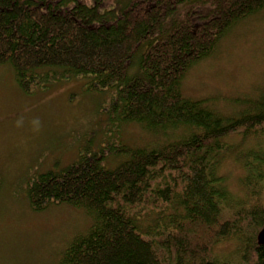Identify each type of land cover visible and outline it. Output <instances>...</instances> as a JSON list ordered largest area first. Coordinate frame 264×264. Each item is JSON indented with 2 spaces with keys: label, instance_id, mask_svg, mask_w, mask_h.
<instances>
[{
  "label": "trees",
  "instance_id": "16d2710c",
  "mask_svg": "<svg viewBox=\"0 0 264 264\" xmlns=\"http://www.w3.org/2000/svg\"><path fill=\"white\" fill-rule=\"evenodd\" d=\"M262 9L264 0H0V65L24 92L66 78L115 89L110 141L26 187L33 211L65 203L90 218L59 264H264V150L227 142L264 137V89L230 101L241 109L227 115L181 92L189 68ZM128 122L162 139L124 144L114 128ZM108 157L123 159L109 168ZM227 158L244 171L240 196L222 174ZM231 240L235 259L215 252Z\"/></svg>",
  "mask_w": 264,
  "mask_h": 264
},
{
  "label": "rangeland",
  "instance_id": "374dc122",
  "mask_svg": "<svg viewBox=\"0 0 264 264\" xmlns=\"http://www.w3.org/2000/svg\"><path fill=\"white\" fill-rule=\"evenodd\" d=\"M262 89L264 9L229 29L215 52L191 66L181 82L183 96L208 98L224 115L241 109L230 101L254 98ZM114 98V88L89 90L83 80L71 78L24 92L14 82L10 67L0 65V264H59L69 241L87 228L90 218L69 204L33 211L26 187L37 173L65 167L79 151H98L110 141L107 129L113 126L115 114L110 107ZM116 126L114 138L118 136L124 144L142 146L162 139L136 123ZM168 131V136L179 133ZM227 140L242 152L264 150V137ZM122 159L108 157L105 165L113 168ZM222 174L232 195H242L241 166L227 158ZM215 252L235 259L239 244L226 241Z\"/></svg>",
  "mask_w": 264,
  "mask_h": 264
},
{
  "label": "water",
  "instance_id": "95a60500",
  "mask_svg": "<svg viewBox=\"0 0 264 264\" xmlns=\"http://www.w3.org/2000/svg\"><path fill=\"white\" fill-rule=\"evenodd\" d=\"M256 240H257V244L264 245V225L262 226V228L258 232V234L256 236Z\"/></svg>",
  "mask_w": 264,
  "mask_h": 264
}]
</instances>
